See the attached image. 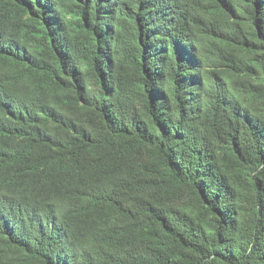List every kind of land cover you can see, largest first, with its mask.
<instances>
[{
	"label": "trees",
	"instance_id": "16d2710c",
	"mask_svg": "<svg viewBox=\"0 0 264 264\" xmlns=\"http://www.w3.org/2000/svg\"><path fill=\"white\" fill-rule=\"evenodd\" d=\"M0 264H264V0H0Z\"/></svg>",
	"mask_w": 264,
	"mask_h": 264
}]
</instances>
